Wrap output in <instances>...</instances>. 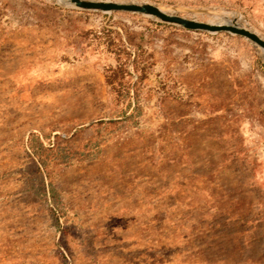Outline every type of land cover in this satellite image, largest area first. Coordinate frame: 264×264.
I'll return each mask as SVG.
<instances>
[{
	"label": "rangeland",
	"instance_id": "374dc122",
	"mask_svg": "<svg viewBox=\"0 0 264 264\" xmlns=\"http://www.w3.org/2000/svg\"><path fill=\"white\" fill-rule=\"evenodd\" d=\"M102 1L264 38V0ZM262 51L0 0V264H264Z\"/></svg>",
	"mask_w": 264,
	"mask_h": 264
},
{
	"label": "water",
	"instance_id": "95a60500",
	"mask_svg": "<svg viewBox=\"0 0 264 264\" xmlns=\"http://www.w3.org/2000/svg\"><path fill=\"white\" fill-rule=\"evenodd\" d=\"M68 4L85 10H98L102 12L120 11L129 13H139L155 17L161 21L174 23L186 29H198L208 32L227 31L249 39L255 45L264 49V38L256 32L244 27L229 24H212L193 19H187L175 13L169 14L162 11L157 5L148 2H115L102 0H67Z\"/></svg>",
	"mask_w": 264,
	"mask_h": 264
},
{
	"label": "bare ground",
	"instance_id": "6f19581e",
	"mask_svg": "<svg viewBox=\"0 0 264 264\" xmlns=\"http://www.w3.org/2000/svg\"><path fill=\"white\" fill-rule=\"evenodd\" d=\"M64 2L68 4L67 0H64ZM162 11H163V10H162ZM164 12H165V11H164ZM170 13H171V12H170ZM170 13H169V14H170ZM233 24H235V26H238V27H244V28H247L248 30L250 29V28H248V26H247L246 24H244V23H242V22H235V21H234ZM233 24H229V25H233ZM250 31H253V30H250ZM253 32H254V31H253ZM257 46H258V45H257ZM260 48H261V47H260ZM262 50L264 51V49L261 48V51H262ZM263 51H262V52H263ZM263 53H264V52H263Z\"/></svg>",
	"mask_w": 264,
	"mask_h": 264
}]
</instances>
